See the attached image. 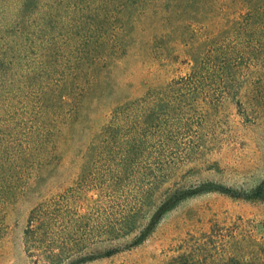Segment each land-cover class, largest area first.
I'll use <instances>...</instances> for the list:
<instances>
[{
	"label": "rangeland",
	"instance_id": "obj_1",
	"mask_svg": "<svg viewBox=\"0 0 264 264\" xmlns=\"http://www.w3.org/2000/svg\"><path fill=\"white\" fill-rule=\"evenodd\" d=\"M185 1L0 0V264L264 243V0Z\"/></svg>",
	"mask_w": 264,
	"mask_h": 264
},
{
	"label": "trees",
	"instance_id": "obj_2",
	"mask_svg": "<svg viewBox=\"0 0 264 264\" xmlns=\"http://www.w3.org/2000/svg\"><path fill=\"white\" fill-rule=\"evenodd\" d=\"M197 0H186L187 7L196 5ZM200 188V189H199ZM215 185L204 184L195 190L178 191L168 197L159 207L145 231L138 235L136 242L143 241L159 222L163 214L172 209L180 200L197 193L213 191ZM261 191V190H260ZM258 197L255 198H259ZM214 229V228H213ZM211 229L208 235H192L179 246L180 254L172 258L170 264H264V243L253 241L249 235H215ZM220 244L222 251L213 255L212 248ZM211 257V258H209Z\"/></svg>",
	"mask_w": 264,
	"mask_h": 264
}]
</instances>
